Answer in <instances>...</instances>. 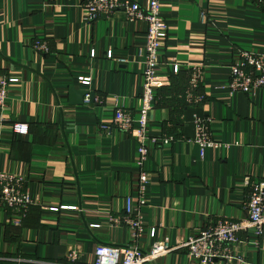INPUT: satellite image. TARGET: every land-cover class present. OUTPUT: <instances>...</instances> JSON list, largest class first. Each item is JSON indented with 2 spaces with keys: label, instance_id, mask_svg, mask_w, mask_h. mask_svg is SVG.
Listing matches in <instances>:
<instances>
[{
  "label": "crops",
  "instance_id": "1",
  "mask_svg": "<svg viewBox=\"0 0 264 264\" xmlns=\"http://www.w3.org/2000/svg\"><path fill=\"white\" fill-rule=\"evenodd\" d=\"M86 1L0 0V75L18 79L0 127V170L25 177L35 200L24 215L0 205V264H67L71 250L80 264H93L98 243L131 242L129 229L110 218L125 211L128 195L137 198L139 143L120 129L105 134L99 123L113 117L115 98L139 116L147 25L118 11L89 26ZM162 13L169 34L148 133L176 139L150 145L138 241L146 252L160 238L173 245L188 239L211 219L245 218V179L264 175V89L250 97L227 87L239 49L264 51V0H166ZM39 39L48 51L35 49ZM175 63L182 66L178 73ZM187 64L206 67L201 91L207 98L197 107L165 94L188 87ZM70 86L105 102L72 105ZM195 114L212 118L224 147L202 152L194 142ZM15 121L28 123L30 132L13 133ZM240 237L231 264H264V233L257 242L252 229ZM146 264L195 263L181 248Z\"/></svg>",
  "mask_w": 264,
  "mask_h": 264
},
{
  "label": "built area",
  "instance_id": "2",
  "mask_svg": "<svg viewBox=\"0 0 264 264\" xmlns=\"http://www.w3.org/2000/svg\"><path fill=\"white\" fill-rule=\"evenodd\" d=\"M144 4L136 0H87L83 5L85 22L90 26L102 17H110L118 11H123L125 17L133 22L143 21L147 25L146 46L144 51L145 71L143 73V91L139 97V116L135 118L133 111L125 107L115 98L114 115L110 120L99 123V130L111 135L114 129H120L133 136L139 143L136 164L139 168L135 199L132 194L126 198V208L121 214L112 216L113 226H125L130 231V245L122 247L116 243H98L95 250L93 264H146L166 256L176 249L186 248L191 262L195 264H216V259L226 260V264L236 258L234 250L241 243V233L254 230L256 242L260 241L264 233V175L257 179L246 177L247 201L245 208L247 216L240 220L226 217L211 219L207 225L200 227L188 239L171 244L168 238L155 240L151 251H143L138 241L143 237L145 224L142 219L141 208L147 202L146 194L151 180V173L145 164L149 158L150 145L174 141V135L162 138L150 137L148 133L150 114L156 108L157 89L161 84L160 70L164 64L160 60V50L168 38L169 24L162 13L166 0H145ZM34 47L40 51H48L46 40L39 39ZM95 54V52H94ZM112 56L109 51L108 57ZM175 72L182 66L175 63ZM205 66L187 64L189 85L180 97L184 98L187 106L197 107L207 98L201 91L205 78ZM82 82L89 83V79L81 78ZM18 79L8 75H0V127L7 121L6 109L9 107L11 84ZM230 94L242 92L255 97L264 89V51L239 49L233 62L230 64V79L227 84ZM105 102L104 97H94L87 94L84 103L98 106ZM212 118L209 116L194 115L196 137L194 142L200 145L202 152L206 148H221L225 144L213 135L211 128ZM15 134H28V123L15 121L9 125ZM26 179L23 176L0 170V205L13 212L24 215L25 211L35 203L25 187ZM94 227L99 225H93ZM156 229H152L153 236ZM67 264H80V254L71 250L66 255ZM249 264V263H247Z\"/></svg>",
  "mask_w": 264,
  "mask_h": 264
},
{
  "label": "water",
  "instance_id": "3",
  "mask_svg": "<svg viewBox=\"0 0 264 264\" xmlns=\"http://www.w3.org/2000/svg\"><path fill=\"white\" fill-rule=\"evenodd\" d=\"M87 94H90L91 99L95 97V93L89 92L85 89H78L76 86L69 87V102L72 105H82L84 104V99Z\"/></svg>",
  "mask_w": 264,
  "mask_h": 264
},
{
  "label": "trees",
  "instance_id": "4",
  "mask_svg": "<svg viewBox=\"0 0 264 264\" xmlns=\"http://www.w3.org/2000/svg\"><path fill=\"white\" fill-rule=\"evenodd\" d=\"M189 76V75H188ZM187 88V87H186ZM186 88L183 90H181V91H175V88L174 89H172L170 92H167V93H165V94H172V92H173V94H172V101L173 102H176V103H178V105H182L183 107H186L187 106V104H186V101H185V99L184 98H182V97H180V94H183L184 92H185V90H186ZM175 92V93H174Z\"/></svg>",
  "mask_w": 264,
  "mask_h": 264
}]
</instances>
